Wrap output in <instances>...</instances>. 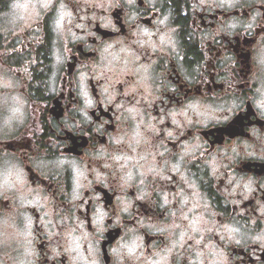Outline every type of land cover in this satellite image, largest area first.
I'll use <instances>...</instances> for the list:
<instances>
[{
  "label": "clouds",
  "instance_id": "clouds-1",
  "mask_svg": "<svg viewBox=\"0 0 264 264\" xmlns=\"http://www.w3.org/2000/svg\"><path fill=\"white\" fill-rule=\"evenodd\" d=\"M0 264H264V0H0Z\"/></svg>",
  "mask_w": 264,
  "mask_h": 264
}]
</instances>
